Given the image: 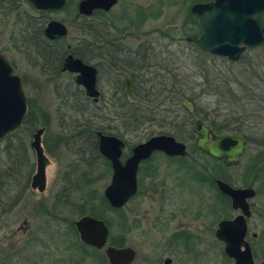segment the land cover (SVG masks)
<instances>
[{"label": "rangeland", "instance_id": "obj_1", "mask_svg": "<svg viewBox=\"0 0 264 264\" xmlns=\"http://www.w3.org/2000/svg\"><path fill=\"white\" fill-rule=\"evenodd\" d=\"M24 1L16 0L14 6H11L17 8V11L20 9V15H10L8 13L5 16L2 14L3 12H0V53L10 59L12 66L15 67V74L22 78L29 109L31 105L35 111L37 109L49 117L50 126L46 128L42 138L46 156L49 160L46 171L47 187L43 194L38 191L34 192L31 189L25 192L24 187L28 184L26 181L28 167L17 174L16 160L26 163V160L28 161V151H25L27 157L20 158V156H17L18 154L15 155L14 148H10V151L5 149L8 144L5 139L0 140V203L3 205L0 209V264H79L72 258L74 255L76 257L78 253L74 241H78L79 237H76L73 226L82 217L80 214L81 194L79 191L73 192L67 188L63 192L73 197V199L75 198V201H71L70 206L63 209L53 207L51 204L55 200L58 190H64L62 188L64 177L67 175V177H76L71 165L73 164L76 168L81 160L77 158V155L67 153L64 147L57 146V141L60 140L58 136L63 133L60 131L57 118V110L61 101L57 97L54 82L42 75L40 69L31 64L27 54L19 52L18 48L14 47V40L16 39L14 34L15 23L17 19L28 17L23 12L24 9L30 10L26 5L24 6ZM68 2H71L69 9L48 14L47 22L59 21L67 26L69 35L75 36L80 25L76 23L74 15L78 13L80 0H68ZM195 3L200 2L195 0H120V3L108 16L107 20L114 21L115 24L119 25L120 30L127 22L131 23L132 21L133 28L126 31V35H128L124 39L128 45L127 47L139 49L140 46V51L146 49L145 51L150 52L152 49L147 50V46L154 44L153 49L160 58L159 64H162V69L173 68V74L177 80L182 82L181 84L187 86L186 89L189 95L193 97L192 103L197 108H201L200 111L208 113L212 117L219 115L222 119L243 118L247 120L246 152L240 158L238 166H224L222 173H220L227 177L231 182L230 184L235 188L253 187L258 192L261 190L255 203L256 211L251 221L253 228H255V224L258 225L257 232L260 233L264 231V214L263 217L260 216L261 212L264 213V164H256L262 169L261 172H258L257 168L258 177L253 170V166L254 163H258V160L262 159L264 154V103L258 106L257 103L247 99L243 100L242 103L239 100L244 96L242 84L248 80L244 76H240V73L246 70L251 72L253 69H256L259 74L264 73V47L245 52V56L243 55L245 61L241 64L238 63L237 71L234 72L235 76L231 73L229 64L218 61L217 68L220 70L221 80L217 82L220 91L216 92V88L210 87L211 83L205 80L206 72L199 65L207 62L208 59L205 56L207 54L203 52L204 55L201 57L196 52L195 45L187 42V38L196 37H184L181 34L186 28L189 29L190 34H197V37L202 33L198 22L192 23L189 17L190 9ZM137 9L141 13L136 15ZM32 14L35 16L40 15L34 11ZM99 20L98 18L94 22L99 25ZM140 23H143V25L138 27ZM98 25H95L96 29L102 30ZM165 33L169 35H165ZM172 60L177 63L170 67ZM199 61H203V63ZM147 64L145 61V65ZM250 64H253V68L250 67ZM156 70H159V68L157 67ZM149 72L150 70L147 69L145 75ZM164 73L159 72L158 74L163 75ZM152 76L145 79L147 81L151 79L155 82L156 79H153ZM107 78L108 74L105 73L100 80L105 99H101L98 103L100 106V108L98 107V114L103 115L102 117L112 115L111 106L107 105L109 101H106L111 93V86ZM227 80L231 81L234 86L235 102L231 100L227 88L224 86ZM147 83L148 87H152L150 82ZM250 86H252L251 82ZM251 90L252 95H254L256 93L254 87ZM165 96L163 95L162 99ZM160 103L156 102L151 106L146 104V113L157 109V104ZM168 103L171 104L167 101L161 108L168 107ZM97 121L105 126L114 124V121L107 122L100 118ZM162 124L163 122H158L157 125L146 124L138 134L129 135L125 140H127L129 147H132L147 141L153 136L161 135L159 134L161 132H168V127ZM63 135L68 136L65 133ZM13 140L14 145L18 144L15 138ZM25 140L27 146L30 145L33 141V135L29 140L25 136ZM194 141H183L188 145L190 157L204 156L195 149ZM129 152V148H126L124 159L129 155ZM30 156L32 163H34V175L37 161L35 152H30ZM161 157V153L156 154V159L153 160V166H158L156 178H152L148 172H144L141 176L142 187L138 195L124 210L114 213L102 207L100 202H95L103 209V217L112 222L109 244H111V235L121 237L125 244L124 247H132L138 253L134 264H163L164 259L172 257L170 252L174 251L168 244V236L174 231L179 232L185 229L192 236L203 238V244L201 245L200 242V245L209 248L206 250L208 253V256H205L206 261L209 264H214L216 259L211 257H215V248L211 240L214 225L216 226L217 220L226 219L232 215L235 216L236 212L231 209L230 205H225L224 211H221L217 216L215 207L210 203V200L214 197V192L211 193L207 186H200L193 181L189 182L190 176L187 173L173 169L172 165ZM188 161L190 160L186 162ZM94 171L97 174L98 182L94 183L92 189L98 192L97 197L100 196L101 198V195H104L105 189L110 184L111 170L104 162L97 164ZM67 172L70 174H65ZM210 180L212 182L211 178ZM206 201L209 204L208 207H206ZM47 204H49V207ZM42 208L49 209V216L44 215L45 210L41 212ZM91 208L92 204H89L84 213L89 214ZM202 208L206 212L204 215H202ZM126 227H128L129 232H126ZM256 248L259 264H261L264 261V240L259 241ZM179 251L180 253L187 252L183 248H179ZM102 252L105 254V250ZM185 263L206 264L205 259L201 256L193 261H190L188 256ZM176 264H179V262L177 261ZM216 264L231 263L223 256L218 258Z\"/></svg>", "mask_w": 264, "mask_h": 264}, {"label": "trees", "instance_id": "obj_2", "mask_svg": "<svg viewBox=\"0 0 264 264\" xmlns=\"http://www.w3.org/2000/svg\"><path fill=\"white\" fill-rule=\"evenodd\" d=\"M195 1L203 2L205 0ZM15 2L16 0H0V12H3L2 14H4L5 16H7L6 14L8 13H10V15H20V9L17 11V8L11 7L14 6ZM20 2L22 1L20 0ZM23 4L27 7L29 5L27 0H25ZM70 7L71 2L68 3L64 10L69 9ZM29 9L31 10V13L33 11L36 12L34 10V7L30 5ZM23 12L28 15V9H24ZM39 14V17H36L32 14L33 16L29 17V19L28 17H26V19H17L14 30V34L16 35V39L14 40V47L18 48L17 50L19 52L27 54V57L31 61V64L34 67H38L41 72H43V74H45L46 71L51 70L49 74V77L51 78L50 81H55V91L58 99L61 101L60 107L57 110L58 124L60 127V131L63 134H68V136L66 137L63 134L58 136V138L60 139L58 140L67 143V145L64 147L68 150L67 153L73 154L74 147L79 150L77 151V153H75L79 155V159L81 160L78 167H76L77 169L74 168L73 164L71 165L73 166L74 171L76 169V177H67L68 175L64 177V185L62 188L64 190L69 188V190L73 192L79 191L82 199V204L80 205V214L82 215V217L91 216L96 219L104 220L105 224L109 228H112V222L103 217V209L100 208V205H96L95 202H100V204H102V207L114 213H119L120 211H122V209H112L108 204L105 196L101 195V198L100 196L97 197L99 195L98 192L92 189L94 183L98 182V177L96 172L94 171V167L97 164H102L104 162L109 166V164L103 158L99 151L97 132L101 131L103 133H106L109 129H107L105 125H102L97 121L98 118H100L101 120L105 119V117H102L103 115L98 114L99 109L94 108V105L90 102V100L87 99L85 95L79 91L73 78L70 77L68 79L67 76L61 73V68L63 60L68 54H73L75 57L81 59L85 63L96 62L97 65L100 64V61L114 59L113 53L115 51H123V48H121V46L118 44H111V39L108 38L110 32L107 30L108 28L119 29L120 27L119 25L115 24L114 21H108L107 16L98 17L100 19V24L98 25L95 24L94 19L82 17L78 13H75V21L80 25H78L79 27L77 30V34L75 36L70 35L65 39L51 41L47 39L44 34L49 13L40 12ZM189 17L192 23L197 22L196 17L191 13V11L189 13ZM109 23L111 25H107ZM95 25L100 26V29L102 30H100L99 32L95 31ZM124 27L131 28L132 21L131 23L127 22ZM181 34L184 37H197V34H190L189 29L187 28L184 29ZM165 35L169 34L165 33ZM194 48L201 57L204 55V53L197 47L194 46ZM251 50L254 49H248L246 53ZM206 54L207 55L205 56L208 59L207 62L199 65L206 72L205 80L211 83L210 87L216 88V92L220 91V86L217 84V82L221 80V73L217 68V62L220 61L229 64L231 73L234 74V72L237 71L238 63L241 64L245 61V55L239 62H230L225 58L216 57L208 53ZM145 58V61L152 60L157 63L156 65L159 68V70L156 71L157 75H155V82L150 83L152 87L148 88V84H144L142 82L136 83V95L134 97L125 96L123 100L119 101V104H117L119 108L118 106L115 107L116 101L113 100L111 104L112 115H115V117L118 119L117 134L120 137L125 138L134 133L138 134L140 129L146 124L157 125L158 122H163L162 125H166L169 131L161 132L159 134H168L174 136L180 141L192 142L194 140V123L196 120H202L216 134H231L247 139V120H244L243 118H234V120L230 118L222 119L219 115L212 117L208 113L200 111L201 108H197L192 103L193 97L189 95L188 90L186 89L187 86H185V84H181L182 82L177 80L176 76L173 74V68L168 69L167 67V70H163L162 64H159L160 58L156 54H149L145 56ZM120 59L125 61L127 60V57L122 54L120 56ZM172 61L173 62H170V67H173L177 63L175 60ZM199 62L203 63V61ZM250 67L253 68V64H250ZM243 68L247 69L246 67ZM159 72L165 73L163 75H160L158 74ZM240 76H244V78L248 79L242 84V91L244 96L239 100L240 103H242L243 100L246 99L253 103H257L258 106L261 105V103H264V73L259 74L256 69H253L251 70V72L248 70L241 72ZM63 77L68 80V83L71 87V90H65L66 92L61 90L58 85L65 83ZM250 82L252 83V86H250ZM233 83L235 84L236 81ZM224 86L227 88L231 100L235 102L236 95L232 82L227 80ZM252 87H254V91L256 92L254 95H252ZM152 92L158 94L151 95ZM165 92L174 94L175 97L164 100V98L162 99V94ZM167 101L171 102V104L168 103V107L162 109L161 106ZM184 101L192 104V111H189L187 109V107L184 105ZM156 102H161L160 104H157V109L146 113V104L151 106V104H154ZM94 112H96V114ZM215 112L217 111L215 110ZM121 124L123 128L121 127ZM49 126V117L44 112L38 111L37 109L35 111L30 105V109L23 126L18 131L6 137L5 142H8V144L6 145L5 149L10 151V148H14V150L16 151L15 155L18 154L17 156H20V158L27 157L25 152V136H27L29 140L37 129ZM14 138L18 143L16 145L13 144L15 143L13 140ZM200 153L202 155H206L205 153ZM256 164H264V154L262 159L258 160V163ZM22 167H24V169H22ZM26 167H28L27 160L26 163H24V161L22 162L20 160H16V171L18 174L20 172H23ZM220 177L229 184L231 183L227 177ZM89 204H92V208L89 214L86 215L84 213L85 208ZM73 230L75 231L77 237L78 233L76 231L75 224L73 226ZM110 241L112 246L118 248H122L125 246L121 237H115L111 235ZM74 246L77 249L78 253L76 254V257L74 255L72 259H74L76 263L108 264V260L102 251L88 246L80 240L74 241Z\"/></svg>", "mask_w": 264, "mask_h": 264}, {"label": "water", "instance_id": "obj_3", "mask_svg": "<svg viewBox=\"0 0 264 264\" xmlns=\"http://www.w3.org/2000/svg\"><path fill=\"white\" fill-rule=\"evenodd\" d=\"M38 11H60L67 5V0H30ZM119 0H81L78 10L81 16L91 17L96 10L110 11ZM202 33L196 38H187L200 51L230 62H238L249 48L264 46V0H206L191 7ZM69 34L65 24L50 21L45 35L50 40H58ZM63 71L77 74V84L82 86L88 98L99 101L97 88V70L85 64L81 59L69 55L64 62ZM128 94L133 96V86L127 81ZM192 110V105L185 102ZM29 106L23 88L22 78L15 74L10 59L0 53V140L18 131L24 124ZM44 128L33 135L32 148L36 152L37 172L33 177V188L44 192L46 189L47 163L42 138ZM196 149L210 157L223 161L226 167L238 166L240 157L246 152V140L237 135L216 134L202 120L194 125ZM99 151L112 164L113 176L104 191L112 208L121 209L138 191V169L140 163L156 152L167 156H187L185 143L172 135H156L136 145L132 156L122 163L124 141L98 133ZM220 191L232 199V208L240 210L241 215L234 220L220 225L219 236L226 243L227 254L234 258L236 264H254L248 244L245 242L246 217L250 216L248 199L254 197L255 191L249 188H235L225 181L217 180ZM76 227L83 243L99 250L105 248L109 264H132L136 252L130 247L118 248L108 246L109 230L105 223L96 218L85 216ZM245 246L246 250L241 248ZM169 261H167V264Z\"/></svg>", "mask_w": 264, "mask_h": 264}, {"label": "flooded vegetation", "instance_id": "obj_4", "mask_svg": "<svg viewBox=\"0 0 264 264\" xmlns=\"http://www.w3.org/2000/svg\"><path fill=\"white\" fill-rule=\"evenodd\" d=\"M27 1H28V4L30 6L34 7L32 5V3L30 2V0H27ZM68 3L69 2L67 0V5H68ZM79 3H78V5H79ZM119 3H120V0H119L118 4ZM118 4L116 6H114L108 12L103 11V10H96L92 14L91 17H86V18H92L94 20L98 19V17H101V16H104V17L107 16V18H109L108 16L118 6ZM29 5H28V8H29ZM34 10L36 12H38V13H40V12H46V13H49V14L52 13V12H59V11H38V10H36L35 7H34ZM63 10H60V11H63ZM140 13H141V11H139L137 9L136 15L137 14H140ZM78 14L80 15L79 10H78ZM31 16H33V15H32V13L29 10L28 11V19ZM36 17H39V16H36ZM47 24H48V22L46 23V26H47ZM107 25H111V24L109 23ZM142 25H143V23H140V25H138V27H140ZM131 28H133V27H131ZM45 29H46V27H45ZM120 29L121 28H119V29H115V28H111L110 29V28H108V30H107V31L110 32V35L109 36L107 35V36H108V38L111 39V42H112L111 44L112 45L113 44H118V45L121 46V48H123V51H115L113 53L114 59H110V60H106V61H100L99 62L100 64H98V65L96 64V62L85 63L83 61L85 64L94 66L96 68L97 72H98V74H97V88L100 91V99H99V101L101 99H104V93L101 90V82H100V80H101V78L104 77V74L105 73L108 74V78L107 79L109 81L108 83H110V86H111V93L106 98L107 99L106 101H109L108 104H107L108 106H111L113 100L116 101V106L115 107L118 106L117 104H119V101H122L125 96L126 97H134L136 95L135 94V92H136V86H135V84L136 83H139V82H142L144 84H148L147 82L152 83V82H154L153 80L149 79L147 81L146 79L147 78H151V75H153L152 77H153V79H155V75H157V73H156V71H157L156 70L157 65L155 64L154 61H152V60L151 61H148L147 60L146 62L148 64L145 65V60H146L145 56H147L149 54H151V55H154L155 54V51H154L155 49H153L155 47V45L154 44H150V45L147 46V48H148L147 50H151L152 49V51H150V52L149 51L148 52L145 51L146 49H143L142 51H140L141 50V47L140 46H139V49L140 50L139 49L128 48L127 47L128 45H127V43H125L124 39H125V36L128 35V34L126 35V31H129L130 28L123 27L122 30H120ZM95 31H98L99 32V29L98 30L95 29ZM44 34H45V30H44ZM69 36L70 35L68 34V36L65 37V38H68ZM65 38H62V39H65ZM58 40H61V39H58ZM51 41H57V40H51ZM120 53L124 54L127 57V60H125V61L124 60H121L120 59V56L122 54H120ZM69 55L74 56L73 54H68L65 57V59ZM109 56H110V54H109ZM75 58H77V57H75ZM65 59L63 60V63H62L61 73L64 74L65 76H67L68 79L70 77L73 78V80H74L76 86L78 87L79 91L82 92L85 95V97L90 100V102L94 105V108H96V109H98V107L100 108V106L98 105L99 101H95L94 99L88 98L87 95H86V92H85L84 88L82 86H80L79 84H77V81H76L77 80V74H74V73L69 72V71H63ZM147 69L150 70V72L145 75ZM14 70H15V67H14ZM50 71H46L45 74H43V72H41V70H40V72H41L42 75H44V76L48 77L49 79H51L49 77ZM63 80L65 81V83L64 84H58L59 85V88L61 90H63V91L68 90V89L71 90V87H70V85L68 83V80L65 77H63ZM127 81H130L131 84H132V86H133V93H134L133 96H130L128 94ZM148 88H150V87H148ZM146 94H149V93H146ZM153 94H158V93L152 92L151 95H153ZM163 95H166L164 98H169V99L175 97L174 94H170V93H167L166 94V92L163 93L162 96ZM184 105H185V101H184ZM118 108H119V106H118ZM187 109L189 111H192L193 110V108H192V110H190L188 107H187ZM94 113L96 114V112H94ZM104 120L107 121V122H109V121L110 122H113L114 121L113 122L114 124L113 125L110 124V125H107L106 126L107 129H109L106 133H103L101 131H99V132L102 133L103 135L115 136V137L121 139L122 141H124V144L125 145H124V148H123V155H122L121 161H122V163H125L126 160L129 157L132 156L133 149H134V147L136 145L135 146H132V147L131 146L129 147L127 140H125L126 137L125 138H122V137H120L117 134L118 133V119L115 117V115L105 116V119ZM197 121L198 120L195 121L194 125L196 124ZM121 127H122V124H121ZM46 128L47 127H44L45 132H46ZM193 130H194V126H193ZM45 132H44V134H45ZM99 132H97V137H98V133ZM44 134H43V136H44ZM196 138H197V136L194 133V140L195 141H196ZM195 141H194V146H195ZM181 142H183V141H181ZM25 144H26V147H27V149L25 151H28V175L26 176V181H27L28 184L24 187L25 192H26V190L31 189L34 192L35 191H38L39 193L43 194L45 191L44 192H40V190L38 188L35 189L32 186V184H33V177H34V175L36 173L33 175V172H34V163H32V161H31L32 159H31V156H30V152H35V151L32 148V142L30 143L29 147L27 146V143L26 142H25ZM42 145H43V143H42ZM66 145H67V143H65V142L57 141V146L65 147ZM186 146H187V150H188V145L186 144ZM98 147H99V137H98ZM43 148H44V146H43ZM126 148L127 149L129 148L130 152H129V155H127L126 158L124 159V151L126 150ZM195 149H196V147H195ZM65 150H67V149H65ZM196 150L197 151H200L198 149H196ZM77 151H79V150H77L76 147H74L73 148V154L77 153ZM44 153H45V156H46L45 149H44ZM159 153H161V152L154 153L150 158H148L147 160H144V161H142L140 163V166H139V169H138V191L128 201V203L123 208H121L122 210H124V208L138 195V193L140 191V188L142 187L141 186L142 185V181H141L142 178H141V176H142V174L144 172H148V174L150 175V177L156 178V176H157V167L158 166H153V160L156 159V154H159ZM161 154H162V157L161 158L164 159L165 161H167L169 164H171L172 166L171 165L170 166L173 169H176L179 172H185V173H187V175H189L190 178H191V179L190 178L188 179L189 182H192V181L193 182H197V184H199L200 186H207L211 190V193L214 192L213 193L214 194V197L210 200V203L213 205V207H215V211H216L217 216L220 214L221 211H224L225 205H228V206L230 205L231 209L236 212V215L235 216L232 215V216H229L226 219H223L222 218L221 220H217V224H216V226L214 225V229L212 231L213 232V237L211 238V240L213 242L212 245L215 248L214 249L215 250L214 251L215 257L214 256H211L212 258L216 259V262L214 264L217 263L219 257H223V256L226 257V259L229 261V263L236 264L235 259L232 258V257H230L227 254V252H226V243H225V241L222 238H220V236H219L220 225L222 223H224L225 221L234 220L236 217H238L239 215L242 214V212L240 210H234L232 208V199L230 197L224 195L220 191V189L218 188V186L216 184V181L217 180L224 181L220 177V176H224V175L221 174L222 173L221 171H223L224 166H225L224 162L223 161H218V160L210 157L209 155H204V156H201V157H190L189 152H188V155L187 156H167L164 153H161ZM35 155H36V152H35ZM75 155H77L78 156L77 158H79V155L78 154H75ZM46 158H47L46 159V163H47V167H48L49 160H48V157L47 156H46ZM103 158L109 164V169L111 170V179H112V176H113L112 164H111V162L108 159H106L105 157H103ZM187 160H190V161L186 162ZM148 167H149L150 170L148 169ZM253 167H254L253 170H254L255 174H257V168H258V172H261V170H262V169L259 168V165H256V163H254V166ZM36 171H37V161H36ZM75 173H76V170H75ZM67 174H70V173L67 172ZM257 177H258V174H257ZM210 178L212 179V182H211ZM110 182H111V180H110ZM29 183H30V188H29ZM27 187H28V189H26ZM46 187H47V178H46ZM246 188L253 189L255 191V195H254V197L249 198L248 201H247L248 204H249V208H250V216L249 217H246L247 232H246L245 242L249 246V250H250V253H251V256H252L253 263L254 264H259V257H258V253H257L256 244L259 241L264 240V231L258 233L257 232L258 225L255 224V226H254L255 228H253V225H251V221H252V218H253V214L256 211V204L255 203H256L257 198L260 196L259 193H260L261 190H259V192H258V190L256 188H253V187H246ZM63 191L65 192V190H58L57 195H56V198H55V200L51 204V205H53V207L56 206V207H59L61 209L67 208V207L70 206L71 201H75V198L73 199V197H71L67 193H64ZM2 206H3L2 203H0V209L2 208ZM47 206L49 207V204H47ZM208 206H209V204L206 201V207H208ZM112 209H115V208H112ZM43 210H45L44 215H48L49 216V214H48L49 213V211H48L49 209L48 208H42L41 209V212H43ZM118 210H120V209H118ZM204 213H206V212H204V209L202 208V215H204ZM263 214L264 213L261 212L260 213V216L263 217ZM79 220H77L74 224H75V228H76V231L78 233V236H79V240L81 241L80 234H79L78 229L76 227V223ZM98 220H101V219H98ZM101 221H103L105 223L104 220H101ZM107 228H108L109 234H110V228L108 226H107ZM125 230H126V232H129L128 227H126ZM182 230L183 231L180 230L179 232H175L174 231L175 233L173 232L172 234H170L168 236V238H167L168 244H169V246L174 251L173 252H170L172 254V257H166V259H164L163 264H167V261H169L168 264H176L177 261L179 262V264H186L185 263V260L187 259L188 256L190 257V261L197 260L198 259V256H201L203 259H205V263L206 264H209L208 261H206V257H205V256H208V253L206 252V250L209 249V248H208V246H205V247L204 246H201L203 244V238L200 239L197 236H192L189 231H187L185 229H182ZM122 240H123V238H122ZM200 242H201V245H200ZM108 246H112V245H110L108 243ZM130 248H132V247H130ZM179 248L186 249L187 252L180 253ZM132 249H134V248H132ZM198 249H199V251H197ZM103 250H105V248L102 249V250H99V251H103ZM134 250L136 252V257H137L138 256V253H137L136 249H134ZM241 250L242 251H245L246 250V247L243 246L241 248ZM170 253H168V254H170ZM180 258H181V260H180ZM135 261H136V259H135ZM135 261L132 264H134ZM210 264H212V263H210ZM261 264H264V261Z\"/></svg>", "mask_w": 264, "mask_h": 264}]
</instances>
